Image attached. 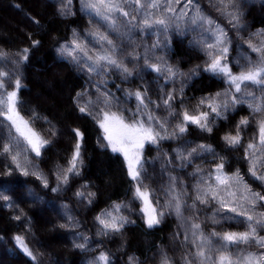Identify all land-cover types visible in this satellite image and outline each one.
I'll list each match as a JSON object with an SVG mask.
<instances>
[{
  "label": "snow or ice",
  "instance_id": "1",
  "mask_svg": "<svg viewBox=\"0 0 264 264\" xmlns=\"http://www.w3.org/2000/svg\"><path fill=\"white\" fill-rule=\"evenodd\" d=\"M247 3L207 0V10L224 20L226 28L208 14L201 0H79L80 11L89 18V28L83 34L73 29L56 53L87 76L84 89L75 93L72 103L81 117L90 118L100 130L98 145L122 157L131 195L130 201H113L96 213V237L122 236L126 226L135 223L130 219L135 204V213L147 229L156 228L166 217L177 221L171 240L178 255H169L166 248L158 246V264H264V29L243 35L247 32ZM72 6L73 0H59L56 11L65 17L74 15ZM229 31L235 34V44ZM190 34L189 46L201 52L204 61L202 66L184 72L166 58V53L173 35ZM39 43L31 41L33 47ZM28 58L29 48L16 52L0 48L2 175L32 176L42 188L49 189L48 176L34 161L44 159L59 130L35 111L30 119L21 114V66ZM201 71L225 87L190 104L185 97V78L191 80ZM113 72L122 82L141 84L134 89L117 85L123 92L121 100L108 88L107 77ZM146 75L154 77L153 94L143 83ZM133 101L134 107H127ZM242 107L249 116H242L220 140L226 153H242L233 159L244 166L243 171L239 166L233 168L228 156L211 143L187 139L190 127L211 136L220 129L218 122L228 121L229 114ZM37 120L48 125L47 136L34 127ZM249 127L254 131L246 139ZM71 131L75 141L70 156L51 169L55 178L52 193H61L82 178L85 136L79 128ZM164 143L176 146L169 152L161 147ZM151 148L157 155L147 158L145 151ZM157 164L162 182L153 187L151 182L157 174L149 168L155 169ZM175 173H185L192 182ZM93 187L85 181L75 188L73 196L91 206L97 196ZM9 192L7 184H0V201L11 209L14 201ZM29 195L34 202L42 200L31 189ZM60 208L66 223L59 227L78 230L81 222L72 207L64 203ZM19 212L14 219L23 217L25 231L31 233L30 218L22 209ZM13 240L33 264H39L25 236L17 234ZM73 243L81 251H96L89 247L93 241L83 232H76ZM89 264L115 262L112 254L101 248ZM127 264L142 262L129 255Z\"/></svg>",
  "mask_w": 264,
  "mask_h": 264
},
{
  "label": "trees",
  "instance_id": "2",
  "mask_svg": "<svg viewBox=\"0 0 264 264\" xmlns=\"http://www.w3.org/2000/svg\"><path fill=\"white\" fill-rule=\"evenodd\" d=\"M58 3L59 0H0V48L10 52L29 48L28 61L21 66V114L30 119L35 111L52 121L59 130L58 135L52 138V144L44 152V159L35 160L34 163L39 164L48 176L50 188L55 186L51 169L55 163L64 164L70 156L75 141L71 129L79 128L85 136L82 178L74 180L69 189L52 193L50 188H42L40 182L32 176L23 177L15 173L11 177L3 176L4 162L0 161V184L9 186V194L14 201L11 209L0 201V264H33L30 258L17 248L13 240L17 234L25 236L29 247L37 254L39 264H83L85 259L95 256L101 248L112 254L115 264H127L129 255L137 256L142 264H151L158 246L166 248L170 245L176 230L175 218L166 217L164 222L154 229H147L143 221H136L126 226L122 236H95L93 218L96 213L113 201H126L131 196L130 185L122 157L98 145L100 130L90 118L81 117L72 103L75 93L84 89L85 78L70 63L58 58L56 48L71 37L73 29L83 34V31L89 28V20L80 11L79 0H73L72 12L75 14L66 17L56 11ZM201 3L207 10V0H201ZM207 11L217 22L228 27L216 13ZM244 11V24L247 26V32L243 33L245 37L250 32L264 29V0H248ZM229 35L233 37L235 44L234 32L229 31ZM32 40H38L39 45L33 47ZM188 41V37L173 35L171 49L166 55L172 64L179 66L184 72L202 66L204 61L199 52L188 48ZM224 87L220 80L201 71L186 84L185 97L192 103L201 96L222 91ZM242 116H249L246 107L230 113L228 121L218 122L220 129L214 130L211 136L190 127L187 139L211 143L218 152L228 156L233 168L239 166L243 171L244 166L237 164L233 159L242 153H226L220 140L223 132L233 128ZM34 127L45 136L48 135V125L43 120L35 121ZM250 130L252 127L247 131ZM168 146L171 151V144ZM151 149L146 151V157L154 151ZM85 181L94 185L92 190L97 193L91 206L78 202L73 196L75 188ZM253 187L257 188L256 185ZM29 189L42 197V204L32 200ZM64 203L72 207L73 214L80 220L81 227L78 230L59 227L60 224L66 223L60 208ZM19 209L30 218L31 233L25 231L26 222L23 217L20 221L14 219L20 215ZM232 230L243 228L233 227ZM77 231L92 239L93 243L89 247L96 251L86 252L74 247L73 241Z\"/></svg>",
  "mask_w": 264,
  "mask_h": 264
},
{
  "label": "rangeland",
  "instance_id": "3",
  "mask_svg": "<svg viewBox=\"0 0 264 264\" xmlns=\"http://www.w3.org/2000/svg\"><path fill=\"white\" fill-rule=\"evenodd\" d=\"M88 20H89V18H88ZM101 30H102V31L104 30L102 26H101ZM186 37H188L189 40L192 38L191 34L188 35V36H186ZM137 39H139V38L137 37ZM147 42L150 44V43H151V39H149ZM188 48H190L191 50H195V51L199 52V51H198L197 49H195L194 47H190V46H189V43H188ZM199 53L202 55L201 52H199ZM56 54H57V53H56ZM235 54H236L235 52L232 53V55H235ZM166 55H167V53H166ZM57 56H58V55H57ZM202 57H203V55H202ZM58 58H60V57L58 56ZM166 58L168 59V56H166ZM203 58H204V57H203ZM60 59H61V58H60ZM202 64H203V63H202ZM71 65H72V64H71ZM72 66H73V65H72ZM129 66L131 67V65H129ZM73 68H74V66H73ZM74 69H75V68H74ZM75 70H76V69H75ZM234 70H235V69H234ZM76 71H77V70H76ZM77 72H78L79 74H81V75L85 78V85H86V82H87V76H86L84 73H82V72H79V71H77ZM187 72H189V71H187ZM202 72H203V71H202ZM193 78H194V77H193ZM193 78H192V79H193ZM107 79L109 80L108 88L110 89V91L114 92V93L116 94V96L120 97L121 100H123V92L117 90V85H119V88H120V89H134V88L140 86V84H141L140 81H133V82H131V83H125V82H122L121 79H120V77H119V74H117V73H115V72H113L112 75H110L109 77H107ZM153 79H154V77H153L152 75H146V76H145V80L143 81V83H145V84L148 86L150 94H153L154 91H155V89H156V85H155L154 83H152ZM192 79H191V80H192ZM191 80H188L187 78H185V83L187 84V83H188L189 81H191ZM161 83H163V81H161ZM85 85H84V87H85ZM176 87H179V84H177ZM185 88H186V87H185ZM253 91H254V90H253ZM153 98H154V99L156 98L155 95H153ZM194 103H195V102H192V103H190V104H194ZM127 107H134V101H133L132 103L128 104ZM253 131H254L253 128H252V130L247 131V132L245 133V138L247 139V137L250 136V135L252 134ZM100 136H101V135H100ZM101 143H102V141H101ZM168 144H169V143H164L161 147H162L163 149L169 151V149H168V148H169ZM174 145H175V144H174ZM174 145L171 144V147H175V146H176V145H175V146H174ZM153 150H154V151H153ZM151 151H153L152 154H151L150 156H148L147 158H152V157H154V156L157 155V152H156V149H155V148H152ZM169 152H170V151H169ZM207 159L210 160L211 157H208ZM197 163H201V161L198 160ZM207 166H208V165L205 164V167H207ZM188 171L190 172V171H192V169H191V168H188ZM149 172H155V173L157 174V179L151 182L152 185H153V187H155V186L157 185V183L162 182V180L160 179V177H159V175H158V173H159V165H158V164H157V166H156L155 169L149 168ZM175 174L180 175V176H183L184 179H185V181L188 182V183H191V182H192V181L187 177V175H186L185 173H175ZM130 200H131V196H130L126 201H124V202H128V201H130ZM38 203H39V204H42L41 201L38 202ZM132 207H133L134 211H133V213L130 215V219H131V220H134L135 222H136V221H142V220L138 217V215L135 213V209H136L138 206L135 205V204H133ZM125 215H129V213H128V212H125ZM173 218H174V217H173ZM166 250L169 252V255H178V251H179L178 248H177V249H174V247H173V241H172V240H170V245H169L168 247H166ZM154 256H155V257H154V259H152L151 264H158V262H159L158 251L156 252V254H155ZM93 257H94V256H91V257L85 259L84 262H83V264H89V261L92 260Z\"/></svg>",
  "mask_w": 264,
  "mask_h": 264
}]
</instances>
